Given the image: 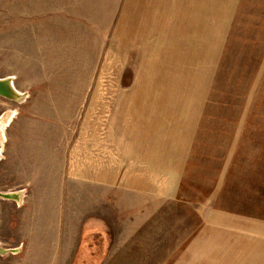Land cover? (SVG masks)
Returning <instances> with one entry per match:
<instances>
[{"label": "rangeland", "instance_id": "obj_1", "mask_svg": "<svg viewBox=\"0 0 264 264\" xmlns=\"http://www.w3.org/2000/svg\"><path fill=\"white\" fill-rule=\"evenodd\" d=\"M121 2L0 0V78L26 95L0 96V191H22L0 200V246L18 249L0 264H157L205 213L264 214V0H235L224 55L195 75L167 196L126 185L129 90L144 76L110 40Z\"/></svg>", "mask_w": 264, "mask_h": 264}, {"label": "crops", "instance_id": "obj_2", "mask_svg": "<svg viewBox=\"0 0 264 264\" xmlns=\"http://www.w3.org/2000/svg\"><path fill=\"white\" fill-rule=\"evenodd\" d=\"M234 5L235 0L120 3L110 40L129 51V58L137 59L134 70L144 76L129 90L135 96L129 97L132 119L126 183L132 192L167 196L171 193L167 186L178 184L175 172L168 180L165 170L180 168L182 155L189 152V124L199 101L195 75L212 73L213 59L224 55ZM165 89L171 91L167 96ZM205 214L207 220L192 227L188 240L174 243L173 257H160L157 264H264L263 213Z\"/></svg>", "mask_w": 264, "mask_h": 264}, {"label": "water", "instance_id": "obj_3", "mask_svg": "<svg viewBox=\"0 0 264 264\" xmlns=\"http://www.w3.org/2000/svg\"><path fill=\"white\" fill-rule=\"evenodd\" d=\"M0 96L20 102L25 98V93L18 91L10 77H2L0 78ZM22 191H14V192H1L0 191V200L1 199H9L14 201H20ZM18 249L17 248H5L0 246V255H6L8 253H15Z\"/></svg>", "mask_w": 264, "mask_h": 264}, {"label": "bare ground", "instance_id": "obj_4", "mask_svg": "<svg viewBox=\"0 0 264 264\" xmlns=\"http://www.w3.org/2000/svg\"><path fill=\"white\" fill-rule=\"evenodd\" d=\"M10 111V110H9ZM12 114L10 112L6 113V114H3L1 117H0V141L1 139L3 138V125L6 124L9 120H10V116Z\"/></svg>", "mask_w": 264, "mask_h": 264}]
</instances>
